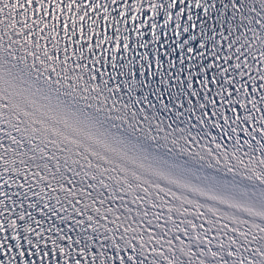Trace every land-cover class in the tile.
Returning <instances> with one entry per match:
<instances>
[{
    "label": "snow or ice",
    "instance_id": "snow-or-ice-1",
    "mask_svg": "<svg viewBox=\"0 0 264 264\" xmlns=\"http://www.w3.org/2000/svg\"><path fill=\"white\" fill-rule=\"evenodd\" d=\"M238 4L229 0L223 14L231 7L240 24L217 26L216 14L208 22L217 0H0V47L29 56L41 71L108 83L123 54L139 52L152 67L149 44L157 63L171 62V44L188 63L189 102L201 109L197 121L221 136L248 137L264 129V35L253 44L255 30L243 24L264 27V0L259 13L249 7L248 17ZM249 32L246 40L241 33ZM6 167L0 166V264H132L134 250L102 239L88 219L93 210L79 197Z\"/></svg>",
    "mask_w": 264,
    "mask_h": 264
}]
</instances>
